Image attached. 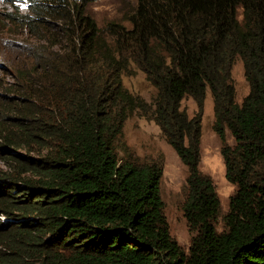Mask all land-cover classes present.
Wrapping results in <instances>:
<instances>
[{
	"label": "trees",
	"instance_id": "obj_1",
	"mask_svg": "<svg viewBox=\"0 0 264 264\" xmlns=\"http://www.w3.org/2000/svg\"><path fill=\"white\" fill-rule=\"evenodd\" d=\"M94 1L25 0L26 12L5 13L45 44L16 68L21 103L0 117L9 167L0 168V264H264V0H136L102 27L87 10ZM237 58L248 84L241 102ZM134 68L155 87L151 101L124 86ZM207 89L235 184L220 227L219 196L199 168ZM135 113L186 167L187 249L165 214L163 157L139 160L124 141Z\"/></svg>",
	"mask_w": 264,
	"mask_h": 264
},
{
	"label": "rangeland",
	"instance_id": "obj_2",
	"mask_svg": "<svg viewBox=\"0 0 264 264\" xmlns=\"http://www.w3.org/2000/svg\"><path fill=\"white\" fill-rule=\"evenodd\" d=\"M135 2L136 0H96L87 6V10L102 27L110 20H123L132 11ZM15 6L22 13L26 12L25 0H0V117L2 118L14 116L11 107L21 103V99L18 98L20 93L11 89L12 83L18 81L16 68L27 66L31 58L29 51L35 46L39 47L45 44L42 37L37 36L38 33L35 31L31 33L29 29L23 30L15 23L4 19L5 13L13 11ZM231 73L236 88L235 99L237 102H241L243 96L248 92V84L244 77L240 58L235 60ZM122 81L131 93L151 101L155 87L146 79L144 71L134 68L129 74L122 75ZM181 106L187 110L189 115H193L197 111V105L191 97L183 98ZM213 118V98L210 90L207 89L201 115L199 168L211 177L219 196L221 212L217 226L220 227L221 217L228 210L230 197L235 191V184L229 182L225 176L220 141L212 128ZM226 139L229 144H233V137L229 131H227ZM124 141L135 152V156L139 160L163 157L160 192L164 201L165 214L171 234L187 249L191 233L182 211L183 185L186 177L185 165L174 148L165 140L160 127L154 121L148 120L138 113L132 114L125 121ZM16 151L22 155L41 156L36 152L25 150V148H17ZM1 155L0 168L8 169L9 167Z\"/></svg>",
	"mask_w": 264,
	"mask_h": 264
}]
</instances>
